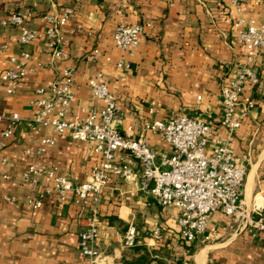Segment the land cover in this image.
<instances>
[{"label":"crops","instance_id":"1","mask_svg":"<svg viewBox=\"0 0 264 264\" xmlns=\"http://www.w3.org/2000/svg\"><path fill=\"white\" fill-rule=\"evenodd\" d=\"M64 10L70 17L59 31L67 55L61 58L47 49L43 16ZM11 11L30 13L24 26L41 36L21 45L20 26L1 24ZM263 14L264 6L250 1L237 12L231 0H0V73L12 66L11 57L20 58L22 51L31 55L25 76L11 93L0 84V113L32 117L35 91L46 88L62 68L72 67L75 100L66 120L83 117L89 107H102L87 85L89 78L106 83L116 95L117 129L133 137L142 135L157 155H170L172 148L158 134L143 130L146 120L174 115L202 118L212 124L210 141L230 143L236 164L245 169L243 211L257 206L264 212V47L255 63L259 82L246 89L253 107L240 118L237 129L229 131L219 124L221 85L245 60L233 21L239 15L258 20ZM120 23L144 27L133 53L114 46L113 29ZM94 47L101 52L97 60L88 58ZM120 61L128 67H119ZM5 127L6 122H0V132ZM43 137L53 143L35 155ZM29 164L56 168L74 183H82L90 179L99 156L92 142H75L68 131L60 133L49 126L35 130L24 124L14 129L0 149V168L8 174L0 182V264H93L78 245L91 202L75 203L73 192L58 202L54 193H44L49 185L45 176L35 183L23 182ZM27 198H40V207L31 208ZM97 208L96 249L102 259L95 264H264V235L243 218L212 212L207 239L184 242L177 235V209L144 196L136 180L112 177ZM129 225L137 230L133 247L122 244ZM155 227L162 228L159 240L150 237Z\"/></svg>","mask_w":264,"mask_h":264},{"label":"built area","instance_id":"2","mask_svg":"<svg viewBox=\"0 0 264 264\" xmlns=\"http://www.w3.org/2000/svg\"><path fill=\"white\" fill-rule=\"evenodd\" d=\"M249 1L253 5L264 6V0H231V3L240 12L242 5ZM29 16L30 13L11 11L1 21L2 25L20 26L21 45H27L41 36L38 31L24 26ZM69 17L68 10L57 14L46 13L43 16L46 26L42 35L53 56L67 57L60 45L59 31ZM233 26L236 41L244 48L245 60L238 65L232 77L222 83L220 89L219 124L229 131L240 126V118L245 117L254 105L253 99L246 94V89L259 82L255 63L264 47V14L258 20L239 15L233 21ZM143 31L141 23L115 25L112 33L114 46L133 53ZM100 56L101 52L97 47L88 54L91 60H97ZM30 57L29 52L22 51L20 58H10L12 66L0 73V84L8 93L25 76ZM117 65L121 68L128 67L122 61ZM87 85L92 95L103 104L98 110L94 107L87 108L84 116L79 119H65L75 100L72 67L62 68L46 88L35 91L38 97L30 102L35 108L32 117L23 118L16 112L0 113V122H6V127L0 132V149L6 146L7 140L19 124L35 130L53 127L60 133L68 131L75 142L93 143V151L99 156V164L92 169L90 179L85 182L74 183L68 175L59 174L56 168L45 170L35 164H29L22 174V181L30 183L45 176L49 185L44 193H54L58 202L65 201L68 192L74 193L75 203L91 202L87 225L78 235V245L93 264L102 259L101 253L96 249L100 236L97 204L102 190L112 177L126 182L136 180L138 190L144 196L161 206L175 207L178 211L177 235L184 242L192 243L200 237L201 240L207 239L208 215L215 211L243 218L247 226L264 235V212L261 207L255 206L249 212L242 209L241 193L245 169L236 164V156L230 143L223 139L210 141L212 124L202 118L187 115L146 120L143 130L158 134L172 148L170 155H157L142 135L133 137L123 134L114 125L119 117L117 97L107 84L89 78ZM152 112L153 109H149V113ZM52 143L51 138L43 137L34 154L40 155L46 145ZM210 143L211 146L208 147ZM25 153L29 154L30 151L26 150ZM6 162L3 158L2 163ZM7 179L8 174L0 168V182ZM26 203L36 209L40 207L41 199L27 198ZM161 233L162 228L155 227L150 237L159 240ZM136 237V228L129 225L122 237L123 246L133 247Z\"/></svg>","mask_w":264,"mask_h":264},{"label":"trees","instance_id":"3","mask_svg":"<svg viewBox=\"0 0 264 264\" xmlns=\"http://www.w3.org/2000/svg\"><path fill=\"white\" fill-rule=\"evenodd\" d=\"M159 264H164V263L160 262Z\"/></svg>","mask_w":264,"mask_h":264}]
</instances>
